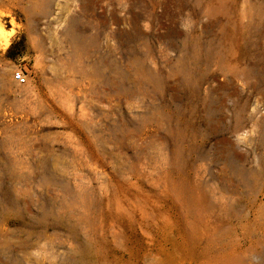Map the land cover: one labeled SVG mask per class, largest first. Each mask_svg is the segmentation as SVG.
Returning a JSON list of instances; mask_svg holds the SVG:
<instances>
[{
	"label": "rangeland",
	"instance_id": "374dc122",
	"mask_svg": "<svg viewBox=\"0 0 264 264\" xmlns=\"http://www.w3.org/2000/svg\"><path fill=\"white\" fill-rule=\"evenodd\" d=\"M0 24V264H264V0Z\"/></svg>",
	"mask_w": 264,
	"mask_h": 264
},
{
	"label": "built area",
	"instance_id": "2783aa9c",
	"mask_svg": "<svg viewBox=\"0 0 264 264\" xmlns=\"http://www.w3.org/2000/svg\"><path fill=\"white\" fill-rule=\"evenodd\" d=\"M14 79L18 83H25L27 81L26 74L22 70H18L14 73Z\"/></svg>",
	"mask_w": 264,
	"mask_h": 264
},
{
	"label": "bare ground",
	"instance_id": "6f19581e",
	"mask_svg": "<svg viewBox=\"0 0 264 264\" xmlns=\"http://www.w3.org/2000/svg\"><path fill=\"white\" fill-rule=\"evenodd\" d=\"M1 37H3L4 39H6V41H8V39H9V35L7 33H5L4 28L0 24V38Z\"/></svg>",
	"mask_w": 264,
	"mask_h": 264
},
{
	"label": "trees",
	"instance_id": "16d2710c",
	"mask_svg": "<svg viewBox=\"0 0 264 264\" xmlns=\"http://www.w3.org/2000/svg\"><path fill=\"white\" fill-rule=\"evenodd\" d=\"M9 56L14 57V55H9Z\"/></svg>",
	"mask_w": 264,
	"mask_h": 264
}]
</instances>
